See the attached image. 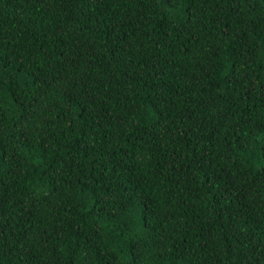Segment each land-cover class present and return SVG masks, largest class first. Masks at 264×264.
Masks as SVG:
<instances>
[{"label":"trees","instance_id":"1","mask_svg":"<svg viewBox=\"0 0 264 264\" xmlns=\"http://www.w3.org/2000/svg\"><path fill=\"white\" fill-rule=\"evenodd\" d=\"M0 264H264V0H0Z\"/></svg>","mask_w":264,"mask_h":264}]
</instances>
